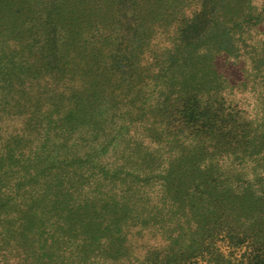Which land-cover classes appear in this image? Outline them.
Returning <instances> with one entry per match:
<instances>
[{"label": "rangeland", "instance_id": "rangeland-1", "mask_svg": "<svg viewBox=\"0 0 264 264\" xmlns=\"http://www.w3.org/2000/svg\"><path fill=\"white\" fill-rule=\"evenodd\" d=\"M97 1L101 30L91 31L86 54L75 58L80 44L69 53L65 71L44 68L38 49L24 54L23 31L0 34V264H144L153 249L171 252L167 194H178L195 234L214 225L210 197L234 167L264 173V65L254 60L264 57V23L253 32L256 49L243 40L244 21L264 18V0L222 11L228 49L205 40L209 56L172 71L179 33L202 0ZM125 9L143 26L133 78L123 83L108 51L121 39ZM101 51L100 72L85 68ZM203 122L213 125L201 135ZM211 130L227 141H212ZM215 245L224 257L198 264H247L246 246Z\"/></svg>", "mask_w": 264, "mask_h": 264}, {"label": "trees", "instance_id": "trees-1", "mask_svg": "<svg viewBox=\"0 0 264 264\" xmlns=\"http://www.w3.org/2000/svg\"><path fill=\"white\" fill-rule=\"evenodd\" d=\"M87 1L91 3L92 9H87ZM87 1L45 0L43 4H40L38 0H0V34L7 38L11 32L23 31L25 35L21 36L19 45L24 54L29 57L34 49H38L44 68L54 67L59 71H65L71 64V59H68L69 53L75 50L77 44H80L82 50L78 53L73 51L75 58L86 54L92 45L91 31L98 34L101 30L99 24L105 9L97 6L98 3L100 4L97 0ZM129 2L137 3L140 0H129ZM239 2L240 0H202L201 12L191 22L186 23L179 33L174 50L181 61L170 62L168 69L172 71L176 67L197 66L200 52L209 56L213 51L209 48L211 47L209 44V47L202 50L205 43L214 42L220 51L228 49L227 43H232L230 30L224 22L221 23V19L226 18L227 15L222 16L220 13L224 10L235 12ZM261 14L251 15V18L244 21L246 30L243 40L246 48L251 50L256 49L253 45V32L264 23ZM128 15V10L125 9L122 16L125 24L119 32L121 39L115 49L108 51L109 55L112 54L111 69L123 83L133 78L136 66L133 57L138 48L137 41L141 37L140 30L143 26V20L139 15L133 14L131 18ZM233 17L231 19L234 21L240 19L238 14ZM231 19L230 23L233 22ZM9 23L12 24V28H7ZM86 28L89 29L88 33L83 32ZM40 29L47 30L45 32H49V35L41 36ZM60 35L62 37L59 40ZM205 40L206 42L203 43ZM259 57L254 58L255 62L264 65V57ZM104 58L102 52L101 56L93 57L92 61L83 65L88 70L95 69L98 73ZM23 64L28 65V58H24ZM97 78L90 81L96 83ZM120 89L119 87L116 91ZM185 122L188 124L187 121ZM204 125L198 127L197 132L201 131V135L208 134L204 131V127L213 124L205 122ZM210 133L211 140L217 141L218 144L221 141H227L225 138L221 140L222 135H214L212 130ZM203 150L207 149L197 148L193 151L201 153ZM208 169L210 167H207ZM257 170L259 169L248 170L244 166L232 169L221 188L218 189V196H209L211 200L206 210V218L214 225L209 230L201 227L195 234L192 233L190 223L182 213V207L177 199L178 194L176 192L174 196L167 194L163 204L170 210L168 209L166 215L169 214L176 223L172 230L166 231L170 233L169 238L172 241L171 252L165 253L163 249H153L148 252L149 259H146L144 264H198L199 260L208 259L211 262L213 257H224L215 245L217 240L229 241L233 247L238 244L239 248L246 246L247 251L250 249L249 254L245 256L248 259L247 264H264V173ZM158 208L153 206L152 209L157 211ZM184 242H186L184 249L178 248ZM125 255L127 256L128 252H125Z\"/></svg>", "mask_w": 264, "mask_h": 264}]
</instances>
